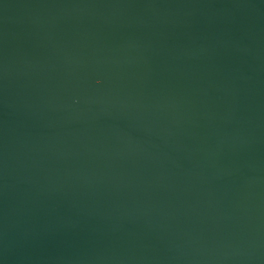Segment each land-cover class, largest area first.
<instances>
[{
  "label": "water",
  "instance_id": "obj_1",
  "mask_svg": "<svg viewBox=\"0 0 264 264\" xmlns=\"http://www.w3.org/2000/svg\"><path fill=\"white\" fill-rule=\"evenodd\" d=\"M0 264H264V0H0Z\"/></svg>",
  "mask_w": 264,
  "mask_h": 264
}]
</instances>
